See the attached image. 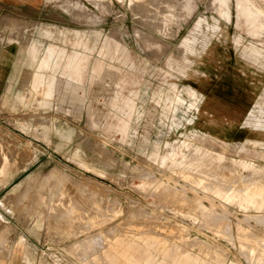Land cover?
<instances>
[{
  "label": "rangeland",
  "instance_id": "374dc122",
  "mask_svg": "<svg viewBox=\"0 0 264 264\" xmlns=\"http://www.w3.org/2000/svg\"><path fill=\"white\" fill-rule=\"evenodd\" d=\"M154 1L0 7V43L19 38L0 93V264H264V50L247 48L264 37L237 0L231 20L193 0L173 23L178 0ZM203 107L231 116L228 140L198 129Z\"/></svg>",
  "mask_w": 264,
  "mask_h": 264
},
{
  "label": "crops",
  "instance_id": "0c3cea01",
  "mask_svg": "<svg viewBox=\"0 0 264 264\" xmlns=\"http://www.w3.org/2000/svg\"><path fill=\"white\" fill-rule=\"evenodd\" d=\"M229 2V6L222 4L220 0H212L211 5L217 8L226 19H232V11H231V0H227ZM41 5L40 0H0V7L1 8H8L9 10H19V9H26L27 11H35L37 6ZM237 12H238V25L246 27L252 34L257 36L258 38L264 37V0H237ZM178 19L176 20V10L173 8V16H172V23L178 22L180 19L187 20L189 19L194 10H195V3L193 0H185L181 2L178 0ZM185 10L183 12L182 10ZM183 12V13H182ZM171 23V24H172ZM207 24V27L216 32L220 25L217 21L211 22L208 17L202 16L200 17L196 28L200 27V24ZM30 28V26L28 27ZM172 28V25H171ZM8 43L6 45H2L0 43V93L5 92L7 90L8 82H10L9 78L12 76V69H13V58H15L14 54L18 53L19 49H17L16 45L14 44L18 42L19 38L15 35L11 36L8 35ZM18 39V40H16ZM195 35L188 36L184 39L183 44L187 50L192 52L193 54L201 53L200 55H206L209 59H216V55L213 49H210L207 52H204L203 48L201 50H197L192 42L196 40ZM30 35L27 38V44L30 43ZM237 43L241 41V37L238 36L236 38ZM25 41H22L24 43ZM25 44V43H24ZM12 45V46H11ZM11 46V47H10ZM249 50V54L253 58H257L258 55L263 54V47H260L256 44H252L251 46L247 47ZM31 56L34 58L35 55V46L32 45L31 48ZM56 49L54 47H50L47 51L46 57L41 63V67H49L50 65V58L55 53ZM6 63H5V62ZM257 62L256 60H254ZM244 66L242 69L244 70ZM198 73L192 76V79H197ZM209 77V75L207 74ZM207 78V77H204ZM207 80V79H206ZM38 84L42 82V80L37 79ZM205 82V79H204ZM202 83V82H201ZM203 84V83H202ZM191 94H196V90L194 87H190ZM220 102L223 101L221 100ZM210 105H214L211 103ZM223 106V105H222ZM214 108L215 106H211ZM224 107V106H223ZM199 117L202 118V122L198 128L200 130H204L205 132L209 133L212 137L215 136L216 139H221L222 141L228 140L230 135L234 130V123L231 120V116L228 113H214L210 111L207 107L199 108ZM253 133L257 136L254 140L258 142L261 137H264V129L255 128ZM225 139V140H224ZM216 143L214 139H208ZM245 146V145H243ZM178 264H197L199 263L197 260L193 258L192 255H184L179 256L176 260Z\"/></svg>",
  "mask_w": 264,
  "mask_h": 264
},
{
  "label": "bare ground",
  "instance_id": "6f19581e",
  "mask_svg": "<svg viewBox=\"0 0 264 264\" xmlns=\"http://www.w3.org/2000/svg\"><path fill=\"white\" fill-rule=\"evenodd\" d=\"M138 1H139V0H138ZM150 1H151V0H150ZM155 1H156V0H155ZM155 1H154V2H155ZM158 1H159V0H158ZM162 1H163V0H162ZM134 2H135V1H133V5H134ZM131 3H132V2H131ZM148 3H149V2H148ZM151 3H153V2H151ZM151 3H150V4H151ZM156 3H157V1H156ZM156 3H154V4H156ZM159 3H160V2H159ZM131 5H132V4H131ZM143 6H144V5H143ZM158 6H159V5H158ZM154 7H155V6H154ZM148 9H149V8H148ZM148 9H147V10H148ZM149 10H150V9H149ZM144 12H145V11H144ZM155 16H156V15H155ZM151 17H152V16H151ZM219 159H220V160H224V159H222V157L218 158V160H219ZM220 160H219V161H220ZM196 182H197V181H196ZM223 194H224V193H223ZM262 254H263V253H262Z\"/></svg>",
  "mask_w": 264,
  "mask_h": 264
}]
</instances>
